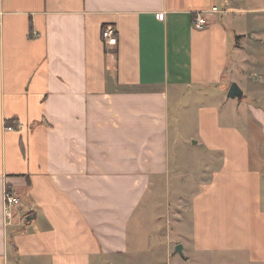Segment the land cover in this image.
I'll use <instances>...</instances> for the list:
<instances>
[{
    "label": "crops",
    "instance_id": "1",
    "mask_svg": "<svg viewBox=\"0 0 264 264\" xmlns=\"http://www.w3.org/2000/svg\"><path fill=\"white\" fill-rule=\"evenodd\" d=\"M188 143L179 264H264V0H0V264L130 263Z\"/></svg>",
    "mask_w": 264,
    "mask_h": 264
},
{
    "label": "rangeland",
    "instance_id": "2",
    "mask_svg": "<svg viewBox=\"0 0 264 264\" xmlns=\"http://www.w3.org/2000/svg\"><path fill=\"white\" fill-rule=\"evenodd\" d=\"M237 76L241 74L238 73ZM191 148L188 143L180 149L179 155L182 156L180 160L184 162H180L173 169L171 179L153 181L145 199L141 202L130 230V235H133L136 242V249L133 251L130 263L127 264L182 263L184 256L175 251L179 240L176 227L188 214V205L195 191L193 174L199 172L204 178L206 174L203 176L202 173L207 171L208 162L203 161L204 168L201 163L192 164ZM202 153H198L199 157L205 158L207 155Z\"/></svg>",
    "mask_w": 264,
    "mask_h": 264
},
{
    "label": "built area",
    "instance_id": "3",
    "mask_svg": "<svg viewBox=\"0 0 264 264\" xmlns=\"http://www.w3.org/2000/svg\"><path fill=\"white\" fill-rule=\"evenodd\" d=\"M215 12H219L218 9H214ZM193 25L196 29H204L207 26V15L205 13H197L195 18L193 19ZM103 39L107 45H117L119 42V36H118V29L113 24H107L103 28L102 32ZM5 207H4V213L7 220L8 225H12L14 213L15 210H18L19 207H21L22 202L20 198L15 195L12 191L6 190L5 196ZM28 217V214L26 216L22 217L21 219L24 221Z\"/></svg>",
    "mask_w": 264,
    "mask_h": 264
},
{
    "label": "water",
    "instance_id": "4",
    "mask_svg": "<svg viewBox=\"0 0 264 264\" xmlns=\"http://www.w3.org/2000/svg\"><path fill=\"white\" fill-rule=\"evenodd\" d=\"M227 95L229 98L241 99L244 95V92L237 82H232ZM175 251L176 253L183 255V245L178 244L175 248Z\"/></svg>",
    "mask_w": 264,
    "mask_h": 264
}]
</instances>
